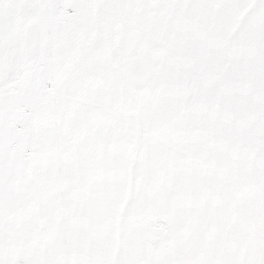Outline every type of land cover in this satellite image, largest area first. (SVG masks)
Listing matches in <instances>:
<instances>
[{"label":"snow or ice","instance_id":"1","mask_svg":"<svg viewBox=\"0 0 264 264\" xmlns=\"http://www.w3.org/2000/svg\"><path fill=\"white\" fill-rule=\"evenodd\" d=\"M0 264H264V0H0Z\"/></svg>","mask_w":264,"mask_h":264}]
</instances>
